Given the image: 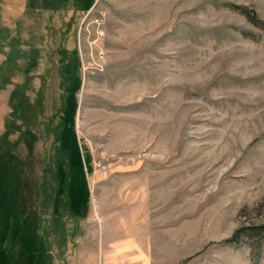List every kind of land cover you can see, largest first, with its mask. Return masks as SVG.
I'll use <instances>...</instances> for the list:
<instances>
[{
	"label": "rangeland",
	"instance_id": "374dc122",
	"mask_svg": "<svg viewBox=\"0 0 264 264\" xmlns=\"http://www.w3.org/2000/svg\"><path fill=\"white\" fill-rule=\"evenodd\" d=\"M0 208V264H264V0H0Z\"/></svg>",
	"mask_w": 264,
	"mask_h": 264
},
{
	"label": "trees",
	"instance_id": "16d2710c",
	"mask_svg": "<svg viewBox=\"0 0 264 264\" xmlns=\"http://www.w3.org/2000/svg\"><path fill=\"white\" fill-rule=\"evenodd\" d=\"M243 13H245L246 15H248L247 9H241ZM48 192L46 190H43V200H42V206L45 208L46 207V202L48 201ZM1 209V208H0ZM260 233L258 234L260 236V240L263 241L264 243V226L260 228ZM11 234V231L7 230L6 236L0 240V244H3L9 237V235ZM239 235V234H237ZM237 240V236L234 237L230 242H235ZM261 243V242H260ZM252 257L256 260H258L260 258V252H257V254H255V252L252 253Z\"/></svg>",
	"mask_w": 264,
	"mask_h": 264
}]
</instances>
